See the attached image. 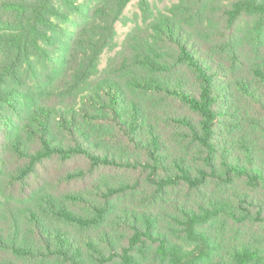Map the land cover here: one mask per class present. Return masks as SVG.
Here are the masks:
<instances>
[{"label": "trees", "instance_id": "1", "mask_svg": "<svg viewBox=\"0 0 264 264\" xmlns=\"http://www.w3.org/2000/svg\"><path fill=\"white\" fill-rule=\"evenodd\" d=\"M131 2L0 0V264H264V0Z\"/></svg>", "mask_w": 264, "mask_h": 264}, {"label": "rangeland", "instance_id": "2", "mask_svg": "<svg viewBox=\"0 0 264 264\" xmlns=\"http://www.w3.org/2000/svg\"><path fill=\"white\" fill-rule=\"evenodd\" d=\"M174 1L176 0H165L163 2L152 0L155 8L162 11H164L165 7L169 6ZM146 24L147 23L144 21V14L139 5V0H132L125 10L124 19L118 22L116 26L118 31L117 41L119 43L117 49L121 47L128 32H130L136 25L146 26ZM114 53L115 51H106L104 53L102 58V66L106 65L108 58Z\"/></svg>", "mask_w": 264, "mask_h": 264}]
</instances>
